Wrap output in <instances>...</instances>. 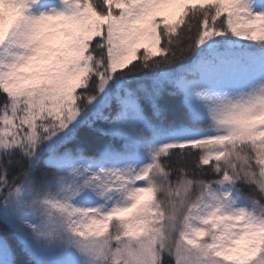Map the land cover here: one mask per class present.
<instances>
[{"label":"snow or ice","instance_id":"obj_1","mask_svg":"<svg viewBox=\"0 0 264 264\" xmlns=\"http://www.w3.org/2000/svg\"><path fill=\"white\" fill-rule=\"evenodd\" d=\"M0 264H264V0H0Z\"/></svg>","mask_w":264,"mask_h":264}]
</instances>
